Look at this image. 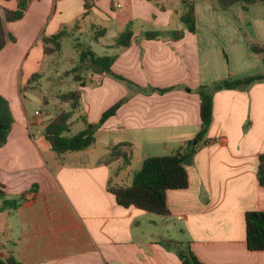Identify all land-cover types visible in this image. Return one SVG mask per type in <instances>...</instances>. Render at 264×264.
Wrapping results in <instances>:
<instances>
[{
  "label": "crops",
  "instance_id": "obj_1",
  "mask_svg": "<svg viewBox=\"0 0 264 264\" xmlns=\"http://www.w3.org/2000/svg\"><path fill=\"white\" fill-rule=\"evenodd\" d=\"M93 1L85 15L84 0H31L23 18L7 24L16 41L0 51V94L10 101L15 121L0 146V189L17 206L0 212V255L24 264H184L177 251L190 242L202 264H264V250L247 247L245 221L247 211H264L258 180L264 80L214 93L211 126L187 166L189 186L167 192L169 215L121 206L109 189L130 186L148 156L185 149L196 137L200 86L259 74L251 72L264 53L254 52L252 44L264 45V3L225 7L221 0H194L197 29L191 32L180 20L182 0ZM17 5L0 0L1 7ZM131 21V44L117 47ZM90 24L100 51L87 49L115 55L112 70L126 81L91 70L76 80L81 100L69 134L124 102L91 146L57 154L44 135L46 123L24 105L21 81L47 71L36 67L44 61L57 73L43 36L65 30L60 54L62 41L77 38ZM158 30L183 34L144 35ZM112 31L114 38L105 40ZM73 46L77 55L85 49ZM119 132L127 137L115 136ZM99 137L105 140L98 153ZM139 149L143 154L134 157Z\"/></svg>",
  "mask_w": 264,
  "mask_h": 264
},
{
  "label": "trees",
  "instance_id": "obj_2",
  "mask_svg": "<svg viewBox=\"0 0 264 264\" xmlns=\"http://www.w3.org/2000/svg\"><path fill=\"white\" fill-rule=\"evenodd\" d=\"M31 0H18L15 10L0 6V51L10 42H15V35L9 30L7 24L12 21L23 18L25 11ZM252 4L264 0H221L223 6H229L234 3ZM184 12L180 20L191 32H196L197 23L195 16V1L182 0ZM94 5L93 0H84L86 9L85 15L89 13ZM65 30H61L50 37L43 36L45 43V52L52 53L61 49V39L65 35ZM183 30L167 31H147L144 33L147 38H157L161 36H171L179 38ZM135 35L134 23L131 21L125 29L118 35L115 41L117 47H127L131 44ZM54 44L51 49L47 45ZM252 50L257 53H264V45L252 44ZM79 63L75 67L80 72L86 68L95 73H109L119 80L126 81L124 77L117 76L112 70L115 61V55H97L91 49H82L79 52ZM36 75V74H35ZM34 75V76H35ZM33 76V77H34ZM77 81L81 80L79 73L75 74ZM264 80V72L254 74L243 78L228 77L212 85H202L199 88L200 95V114L201 128L196 137L189 141L185 149L181 148L174 153L166 155H153L144 159L142 167L133 175V182L130 186H110V191L115 195L119 205L124 207L135 206L137 208L153 212L160 215H169L167 204V192L171 189H183L189 186V174L187 166L192 162L193 156L199 142L206 138L209 127L213 119L214 93L223 88L241 89L246 88L256 81ZM84 85V82H82ZM64 101L70 102L69 110L62 111L45 128L44 135L51 143L52 150L57 154L79 151L91 146L96 139V132L101 125L112 115H114L124 100H121L107 109L96 123H87L84 130L69 134L70 118L73 113L79 109L81 100V91L72 90L62 95ZM14 116L11 110L9 100L0 94V146L7 142L9 133L14 124ZM117 146L115 147V149ZM127 153L125 154V156ZM258 180L264 186V153L259 156ZM36 186L33 188V190ZM0 196L3 199L0 205V212L7 208L16 207L14 199L7 197V194L0 189ZM21 197H24V195ZM247 247L250 250H264V211H247L245 214ZM184 264H202L187 242L185 246L177 251ZM0 264H24L14 256L5 258L0 255Z\"/></svg>",
  "mask_w": 264,
  "mask_h": 264
},
{
  "label": "rangeland",
  "instance_id": "obj_3",
  "mask_svg": "<svg viewBox=\"0 0 264 264\" xmlns=\"http://www.w3.org/2000/svg\"><path fill=\"white\" fill-rule=\"evenodd\" d=\"M213 3L218 5L220 2L214 0ZM92 27L96 29L94 25L90 24L77 35V38L68 35L62 41V52L60 54H57L59 53V50L52 52L54 54L51 55L48 60L56 61L55 67L57 73L53 72V67L47 68L48 63L44 61L41 64H37L36 67H41L42 70L48 69L47 71L37 73L33 78H30V82L25 80V76L23 77L21 81V94L23 95L22 100L29 114L34 115V112L38 110L39 114L37 117L40 118L42 122L47 124L62 111L70 109L71 103L64 101L62 99V95L74 90L77 87L75 74L79 73L82 77L84 73L86 75L88 72V70L84 67L80 70V72L77 69L74 71L75 67L78 66L80 56L77 55L76 48H74L73 45L76 43L77 47L80 46L85 49L91 45L93 50L100 51L97 48L95 41L91 39L93 33L95 32V30H92ZM113 35L114 32L112 31L111 34L106 36L105 40L111 41V39L114 38ZM77 43L80 44L78 45ZM47 46L52 49L54 44L49 43ZM263 60L261 59L259 68L254 69L251 73H263L261 72L264 69ZM53 114L54 117H48L51 115L53 116ZM118 135L115 136L127 137L124 133L122 134L120 132ZM115 139L116 137L112 138V140ZM103 140H105V137H99L98 144L94 149L98 153L103 150ZM140 153L143 154V149L136 150L134 152V157H137Z\"/></svg>",
  "mask_w": 264,
  "mask_h": 264
},
{
  "label": "built area",
  "instance_id": "obj_4",
  "mask_svg": "<svg viewBox=\"0 0 264 264\" xmlns=\"http://www.w3.org/2000/svg\"><path fill=\"white\" fill-rule=\"evenodd\" d=\"M38 114H39V111L37 110V111H36V115H38Z\"/></svg>",
  "mask_w": 264,
  "mask_h": 264
}]
</instances>
